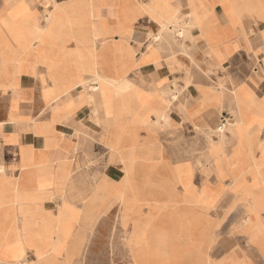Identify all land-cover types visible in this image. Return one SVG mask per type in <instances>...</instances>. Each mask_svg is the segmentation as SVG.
<instances>
[{
  "label": "crops",
  "instance_id": "crops-1",
  "mask_svg": "<svg viewBox=\"0 0 264 264\" xmlns=\"http://www.w3.org/2000/svg\"><path fill=\"white\" fill-rule=\"evenodd\" d=\"M165 26L197 29L205 71L222 81L227 69L232 85L195 81L190 59L175 56L181 44L155 40ZM263 56L264 0H1L0 264H83L89 234L116 210L133 231L135 264H264V220L246 238L214 234L202 252L196 239L239 207L264 208ZM92 71L112 83L95 90ZM243 85L253 97L238 100ZM191 122L206 128L198 180L187 151L169 159L161 136ZM237 145H247L241 156ZM132 197L140 204H124Z\"/></svg>",
  "mask_w": 264,
  "mask_h": 264
},
{
  "label": "rangeland",
  "instance_id": "rangeland-1",
  "mask_svg": "<svg viewBox=\"0 0 264 264\" xmlns=\"http://www.w3.org/2000/svg\"><path fill=\"white\" fill-rule=\"evenodd\" d=\"M0 2H1V0H0ZM185 30L187 31V33L186 32L184 33L183 28L180 27V29L176 30V33H170V31H168L167 26L162 27L160 42L162 44H167V45L168 44L169 45L179 44V43L181 44L182 47H180V46L178 47L179 51H175V53H176L175 56L181 55L182 57H186V58L188 57L190 59V73L192 74L195 81L198 80L200 75L206 74L208 77L207 79L210 83H213V80H216L218 82L216 84L217 87H219V88L221 87L225 90L227 88H229L232 85L231 82L229 81L230 71H228L227 69H222V71L225 73V76H226V79L222 80V81L217 78L215 71L212 73L205 71L206 65H205V61H204V55H201V54L199 55V52L201 50L194 46L195 44H194L193 38L190 39V36H192L194 31H196L197 29H194V27L192 26V27L187 28ZM177 32L183 33L184 39H183L182 43L179 41L176 42V40H177L176 36L178 35ZM190 56L192 57V59ZM207 56L209 58H211L213 60V62H220V60H223L222 57L216 56L215 54H207ZM218 57H219V59H217ZM212 67H215V66H212ZM220 70H221V68H220ZM261 75H262V71L260 69L256 70L253 73V77L256 79L258 77H260ZM93 78H92L93 82H96V83L101 82L98 79L96 73L94 74ZM240 80L238 81V84H240V82H241ZM226 83H228V84L226 85ZM245 89H246V87L243 85L240 88V90H238V92H235V94L240 92L239 95L235 96V98H237L238 100H241V99H243V95L249 94L250 96H252L251 89L247 88L248 90L244 91ZM225 90H224V92H225ZM244 98H246V97H244ZM227 100L229 101L230 98H228ZM227 105L229 106L227 109L228 113L231 114L230 108H232V105L229 103H227ZM212 112H213V110H211L209 112V115ZM242 115L243 116L245 115V111L242 113ZM228 122L226 121V123H228ZM235 122L236 121L233 119V121L230 120L229 124L231 125V123H235ZM197 123H198V121H197ZM197 123L195 122V124H197ZM195 124L191 122L189 126H186L184 128V131H183V128H181L180 130H178L176 132H172V131H170L171 130L170 129L169 130L170 132H167L161 136H162V140L166 144L163 146L166 147L165 148V154L168 158H169V154L167 153L168 150H176V149L180 148L181 153H184L185 151H187V154H185V155H188L189 158L194 163V165L196 167L195 178H196V180H198L199 179L198 176L201 175L202 170H203V166L205 165L203 157H204V154L206 151V145H205L206 128H204V123L200 127L197 126L199 123L197 125H195ZM230 125L228 126L229 130L232 129V127ZM216 132L219 135L220 134L222 135L225 133V129H224V132H222L221 130H218ZM237 146L239 147L238 148L239 156H241V154L243 153V149L246 148L247 145H237ZM96 147H99V146L96 145ZM99 149H100V147L96 150L98 151V155H100V157H98V158L102 162V160H104V158L106 156V151L101 152ZM230 151H231V149L225 150L224 154L228 155V153ZM100 167L104 168L105 165H100ZM196 183L198 184V182H196ZM224 183H225V181H222L221 184L224 187V189H223L224 192H226L227 188H226V186H224ZM242 190L243 189H241V188L239 189L240 204H241V201H246L245 194H243ZM117 194H118L117 200L120 201L123 197V192L117 191ZM223 195H224L223 199L225 201V198H226L225 193H223ZM228 202L229 201H226L222 204L220 210L218 211V218H220L221 216L222 217L226 216L225 215V209L229 205ZM124 204L133 206L135 204H140V200L137 198H133V197L127 198ZM259 209L261 212L254 211V212L246 213L245 211L242 212V209L239 207L237 209V211H235L231 216L229 215L230 217L229 216L227 217L228 222L223 224L220 231H217V234L220 237L227 238V239H230L232 234H234L235 237L237 235H244L245 238L248 237L249 233H251L253 231H257V229H253V227H255L256 225L258 226V223H260V222H262V220H264V219H262L264 217V208L259 207ZM118 215H119L118 210L114 211L109 216V218H107L103 221H100L95 226L93 231L89 234L88 242L84 248L83 260H82L83 264H135L134 262H131L129 259L132 257V254L134 253L133 248H132V243H133V240L135 238V237H133V231H131V229H129V224L124 226V228H121L119 222L124 223L125 221H128V219L125 220L124 214H122L120 218L118 217ZM130 216H132V215H128V218ZM137 216L138 217L139 216L152 217V215H150V214L137 215ZM153 216H156V215H153ZM157 217H159V219H160L159 221L163 220L164 222H166L168 215L160 213V214H157ZM190 217L195 218V220L191 219L192 221H198L200 223L206 222L203 214H201V215L192 214V215H190ZM245 218H247L249 221V224H250L249 228H247L248 226L244 227L242 224V222H244ZM235 219H238V222H239L238 229L229 230V228L232 226L231 224L234 222ZM213 231L214 230L204 229V228H200L199 230H196V234H197L196 239L199 243L201 252L203 250H205V248H206V250H208L207 245H208L210 239L212 238L213 234H216L215 233L216 231H214V232ZM141 233L143 234L144 232L141 231ZM220 243H221L220 241H218V243H217L218 249L220 247L219 246ZM236 244H237V248H239V245L237 242H236Z\"/></svg>",
  "mask_w": 264,
  "mask_h": 264
},
{
  "label": "bare ground",
  "instance_id": "bare-ground-1",
  "mask_svg": "<svg viewBox=\"0 0 264 264\" xmlns=\"http://www.w3.org/2000/svg\"><path fill=\"white\" fill-rule=\"evenodd\" d=\"M173 15V14H172ZM49 18V17H48ZM42 20V19H41ZM168 28V31H170V32H175V31H173V30H175L173 27H167ZM33 32V31H32ZM178 33V32H177ZM169 34V33H168ZM172 35V34H171ZM177 37H179V38H183V33H181V32H179L178 33V35H177ZM95 38V37H94ZM97 39V38H96ZM95 39V40H96ZM155 40L156 41H158V40H160L159 39V37L158 36H155ZM208 43V42H207ZM175 45V44H174ZM96 47V46H95ZM211 47H209V49H210ZM118 50V49H117ZM94 57V56H93ZM258 57V56H257ZM264 57V56H263ZM153 58H154V60H157L158 59V55H157V53H154L153 52ZM263 59V58H262ZM92 62V61H91ZM90 63V62H89ZM93 65V64H92ZM224 69V68H223ZM259 68H255L254 69V71L253 72H255L256 70H258ZM92 73H93V71H92ZM234 73V72H233ZM94 74V73H93ZM97 77H98V79L100 80V81H102V85L100 86V88H95V90H97V89H103L104 87H105V85L107 84V83H112L111 81H109V80H107L106 78H104L103 76H101L99 73H97ZM94 79V78H93ZM85 84H82L80 87H82V86H84ZM96 86V85H95ZM92 87H94V86H92ZM98 87V86H97ZM78 89V88H77ZM77 89L75 90V92H74V96H79L81 93H78V91H77ZM216 90V89H215ZM181 91H183V92H185V89L184 90H181ZM214 91V90H213ZM15 92V91H14ZM103 92V91H102ZM114 92V91H113ZM238 92V91H237ZM94 93V92H93ZM92 93V94H93ZM106 93V92H105ZM240 93V92H239ZM239 93H237V94H235L234 93V96H237V95H239ZM180 98V97H179ZM174 100H177V98H176V96L174 97ZM172 101V100H171ZM170 102V101H169ZM177 105H179V104H177ZM105 107V106H104ZM106 109V108H105ZM108 110V109H107ZM245 110H242V108H241V110H240V113L242 114L243 112H244ZM160 113V112H159ZM245 113H246V111H245ZM213 115H217L214 111L209 115V118L210 117H212ZM164 116V115H163ZM209 118H208V120H209ZM216 120H213V121H211V124L212 125H216V122H215ZM210 122V121H209ZM215 122V123H214ZM146 124V123H145ZM155 124V123H154ZM161 124V123H160ZM216 131H218V130H221L222 132H224V127H218V126H216ZM162 131V130H161ZM217 133V132H216ZM218 134V133H217ZM219 135V134H218ZM221 135V134H220ZM222 135H224V134H222ZM220 137H222V136H220ZM95 161H97V160H95ZM100 165V164H99ZM121 167V166H120ZM125 168H126V166H125ZM116 169V168H115ZM122 170V169H121ZM103 172V171H102ZM80 190V189H79ZM65 217V216H64ZM62 219V218H61ZM248 224H246L245 226H247ZM215 226V225H214ZM216 226H217V224H216ZM182 228V227H181ZM187 228V227H186ZM212 228V227H211ZM214 228V227H213ZM189 229V228H188ZM184 230V229H183ZM212 230V229H211ZM243 231V230H242ZM209 232V231H208ZM214 232V231H213ZM216 234H217V232H215ZM241 233V232H240ZM214 235V234H213ZM210 236V235H209ZM80 237V236H79ZM83 241V240H82ZM72 242V241H71ZM83 247V246H82ZM83 249V248H82ZM77 251V250H76ZM73 257V256H72ZM206 257V256H205ZM26 264V263H25Z\"/></svg>",
  "mask_w": 264,
  "mask_h": 264
}]
</instances>
